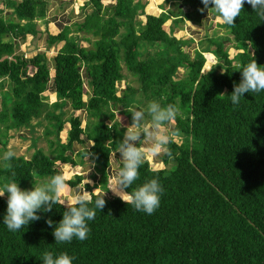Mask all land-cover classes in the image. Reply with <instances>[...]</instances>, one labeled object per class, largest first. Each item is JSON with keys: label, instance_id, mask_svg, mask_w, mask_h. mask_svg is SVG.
<instances>
[{"label": "trees", "instance_id": "16d2710c", "mask_svg": "<svg viewBox=\"0 0 264 264\" xmlns=\"http://www.w3.org/2000/svg\"><path fill=\"white\" fill-rule=\"evenodd\" d=\"M179 3L175 12L153 15L144 13L141 0H85L79 20L48 34V45L62 42L48 59L40 51L30 57L16 52L26 34H35L45 0H0L1 147L11 130L32 132L42 120L55 146L51 156L40 148L29 158L13 156L10 170L2 158L0 186L14 181L26 189L37 179L61 174V164H75L71 151L78 145L77 157L89 154L92 180L97 173L106 190L110 153L126 129L114 113L130 124L129 110L143 101L175 106L172 127L181 134L179 144L167 145L170 155H159L162 167L145 159L128 189L158 179L163 188L158 208L149 215L108 192L104 209L87 221L90 231L83 241L55 243L53 228L66 210L59 204L37 212L40 220L9 231L3 223L7 193L0 197V264H43L45 251L67 253L72 264H264V91L245 93L238 105L229 96L241 80L238 65L255 59L264 66V20L245 3L235 26L220 23L236 50L232 56L225 47L228 37L208 34L184 50L191 38H176L175 28L184 20L198 23L206 9L199 11L201 0ZM201 52L215 59L206 70ZM122 69L136 86L124 80L118 87ZM45 90L54 93V101L48 103ZM75 111H84L83 126ZM65 123L67 139L60 143ZM65 180L73 187L81 177ZM94 188L85 185L90 192Z\"/></svg>", "mask_w": 264, "mask_h": 264}, {"label": "clouds", "instance_id": "9594fccd", "mask_svg": "<svg viewBox=\"0 0 264 264\" xmlns=\"http://www.w3.org/2000/svg\"><path fill=\"white\" fill-rule=\"evenodd\" d=\"M201 3L203 8L199 11L212 10L216 13V19L226 26H235L234 21L240 16L245 3L264 20V0H201ZM206 53L208 57H213L211 53ZM237 67L241 80L233 85V91L229 94L233 105H238L245 93L264 91V66L258 65L254 59ZM220 95L226 96L224 93ZM177 112L175 106L162 107L156 101L149 102L144 109L129 110L131 123L126 127L123 138L113 153L115 157L119 155L120 165L114 167L109 186L102 193L98 191V187L91 192L85 189L86 184L93 183L86 178L87 175L82 191L70 188L62 174L50 176L45 183L33 186L31 190H22L14 181L3 184L0 186V197L7 193L3 223L9 231H19L30 222L41 219L37 212H50L54 205L59 204L66 210L53 228L55 243H69L73 238L83 241L87 239L90 231L87 221L95 219L96 209H104V197L108 192L118 197L125 205H131L135 210L151 215L158 208L160 194L163 192L158 179L148 180L131 192L128 189L139 179V168L146 155H170L167 145L172 142L180 143L181 134L178 129L172 127ZM14 155L11 150L3 154L5 169H12V164L8 161ZM12 175L14 176L15 172H12ZM93 196H96L95 200ZM93 204L94 207L89 206ZM46 223L50 227L53 226L50 219ZM72 260L73 258L64 252L54 256L53 253L45 251L42 256L43 264H72Z\"/></svg>", "mask_w": 264, "mask_h": 264}, {"label": "rangeland", "instance_id": "374dc122", "mask_svg": "<svg viewBox=\"0 0 264 264\" xmlns=\"http://www.w3.org/2000/svg\"><path fill=\"white\" fill-rule=\"evenodd\" d=\"M179 1L180 0H169V1L168 0H141V2H144L145 3V5L143 7L144 13L145 14H153V15H157V14H159L162 11L175 12L176 5L178 7H181ZM186 7L187 6H183L182 7V10L185 11L186 10ZM138 18L141 21L144 20V16L142 14L139 15ZM172 19L173 18L170 17L168 20H166L164 22V25L166 26L168 24V26H170ZM189 23L197 26V24L195 22L193 23V22L190 21ZM182 24H185V20L183 21V23H180V26ZM196 26L193 27L190 30V31H194L193 32V38H191V41L190 42L187 41V43L185 44L184 50H186L188 48V45H191L190 43H193L194 45H197V42L199 40L198 39L199 33H201V34L204 33V34H208V35H214L216 38H219V37H228V41L225 42V47L228 49L227 50L228 55L229 56H232L235 53L236 50H234L232 48L233 43L231 42L230 36L227 35L226 34V31H224L222 29V27L220 25V22L216 19V16H215V18H213L212 22H210V24H209V27L207 29H205L204 32L203 31H199ZM190 31L179 32L177 29H175L173 35L176 38H182V39L188 40L189 39V36L191 35ZM194 33H196V35H194ZM74 35H76V34H74ZM79 44L82 45V46H88V44L86 42L80 41V40H79ZM19 47L20 46H18L16 52H20V53L24 54L26 57H28V55L25 54L26 52L24 51V49L22 51ZM37 50L40 51V52H44L45 54L52 53L51 52V48L50 47L47 48L44 45L43 46H40V48H37ZM201 54H204L205 56L208 55L206 52H201ZM213 62H214V59H213ZM211 65H212L211 63L210 64L204 63L203 66H202V69L203 70H206ZM183 70H184V67H180L179 70H178V75L181 74L183 72ZM122 72L124 73V79H121L120 80V82L118 84V87H123L124 80L127 81V82H129V85L130 86H133V87L136 86V82L131 80L132 77L130 76V74L126 73V71L124 69H122ZM178 75H177V77H178ZM174 78H176V76H174ZM118 93H119V91H118ZM50 99H51L50 100L51 102L54 101L53 100L54 98L51 97ZM147 103H148L147 101H143L142 104H139L137 107H134V108L137 109V110L142 109L143 106L145 104H147ZM131 109H133V108H131ZM74 113H76V111ZM33 121L34 120H32V123H33ZM85 121L84 122H81L80 126H83L84 123H85ZM41 123L42 124H40V125H35L34 128H33V130H32V132H29L27 129H22L21 131H18V132H14V131L11 130L10 131V138L8 139V141L5 143V145L3 147H1V142H0V163H1V159L3 158V154L6 151H8V150L13 151L15 153L14 156H23L24 158H29V156L31 155L32 151L35 148H40L44 152H46L47 154H49L51 156L50 150L53 147H55L54 145L50 144V141L53 140V136L51 134H45V132L43 131L44 128H46V120H42ZM64 128L66 130L68 128V125L66 123L64 124L63 129L58 134V139H59V142L60 143H64L66 141V139H67V131L65 132ZM0 140L2 141L1 138H0ZM156 156L146 155L145 159L148 161V163L153 168L162 167V165H160L159 161H157L155 159V158H157ZM72 157H73V159H76V156H72ZM83 157L86 158V155L83 156ZM55 163L58 164L60 162L59 161H56ZM60 167H61V165H60ZM81 167L82 166H79L78 167L76 165H70L69 163H64L62 165V169L65 172H62V173H64L63 174L64 176L65 175L68 176V174L70 176H73V175L75 176V175H78L77 173L81 172V169H82ZM83 174L84 173L82 172L81 176ZM79 175H80V173H79ZM84 176H85V174H84ZM107 179H109V178L105 177V179H104L106 190H107V188L109 186V183H108ZM47 180H48L47 177L46 178L37 179L35 181L36 183L34 182L31 185L29 184V186H26L25 185L26 186V189L31 190L33 186H36V185H39V184H43ZM92 182H93L92 184H94L95 187H98V191H100V190H104L105 191V189H101L100 188V182H99V175L98 174L97 175L95 174V179H93ZM19 187L23 190V186H19ZM79 187L82 188V184L81 183L79 184Z\"/></svg>", "mask_w": 264, "mask_h": 264}, {"label": "crops", "instance_id": "0c3cea01", "mask_svg": "<svg viewBox=\"0 0 264 264\" xmlns=\"http://www.w3.org/2000/svg\"><path fill=\"white\" fill-rule=\"evenodd\" d=\"M84 2H85V0H45V4L43 6L42 16L35 19V21H34L35 34H26L24 39L20 40V44H19L20 47L19 48L22 51L24 49V51L26 52L25 54H27L28 57H30V56L34 55L36 51H38L37 48H40V46L44 45L47 48L50 47L52 53L45 54L46 57L48 59H50L56 53V51L59 49L62 42H58L56 44L48 45V43H47L48 34L54 35L59 30H61L63 27L70 26L72 23L79 20L81 18L83 11H84V6H82ZM213 18H215V17H213L211 11L207 12V10H206V12L203 15V18L201 20H199L198 23H196L197 26L190 24L189 23L190 21L185 20V24H182L181 26L176 27L175 29H177L179 32H186V31H190L193 27L196 26L199 31L204 32L205 29H207L209 27V24H210V22H212ZM193 32L194 31H190V33H191V35L189 36L190 38H193ZM203 34L204 33H202V34L199 33L198 39ZM194 35H196V33H194ZM43 96H46L48 103L51 102L50 101L51 97L55 99L54 93L50 92L49 90H45L43 92ZM85 97L86 96L83 95V100L85 99ZM75 114H79L81 116L82 122L85 121L84 111H81V112L76 111ZM114 117L122 127L126 128L128 125H130L127 123V119L124 116H122L121 114L115 112ZM64 130H65V132L67 131L65 128H64ZM77 149H79L78 145L72 147L71 159L75 161L74 165H76L78 167L82 166L81 172H79L81 180L77 185L70 187V188L77 190V191H82L83 187L82 188L79 187V184L84 183L86 175H87L86 178L92 181L91 173H94V170H93V162L90 160L89 154H86V158H84V157L78 158L77 157V151H76ZM116 150H113L110 153L108 174L106 176L107 178H109V179H107L108 183L110 182V178L113 175L114 167H116L117 163L119 162V155L117 154V157H115L113 155V153ZM72 156H76V159H73ZM156 157L157 158H155V159L157 161H159V155H157ZM159 163H160V165H162V163L160 161H159ZM63 164H61V167H60L62 175L64 174L62 172H65L62 169ZM82 172L85 174V176H84V174L81 176ZM79 173H77V174L79 175ZM96 175H97V173H96ZM69 176H70L69 174H68V176L65 175V179H69V178L73 177L74 175L70 176V177Z\"/></svg>", "mask_w": 264, "mask_h": 264}, {"label": "built area", "instance_id": "2783aa9c", "mask_svg": "<svg viewBox=\"0 0 264 264\" xmlns=\"http://www.w3.org/2000/svg\"><path fill=\"white\" fill-rule=\"evenodd\" d=\"M204 57H205V63L206 64H210V63L212 64L213 63V57L212 56L211 57H208V56H205L204 55Z\"/></svg>", "mask_w": 264, "mask_h": 264}]
</instances>
